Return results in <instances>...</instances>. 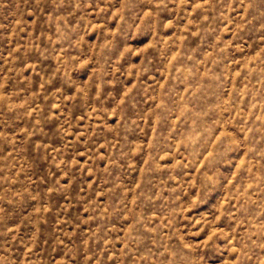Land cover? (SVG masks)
I'll use <instances>...</instances> for the list:
<instances>
[{
	"label": "rangeland",
	"instance_id": "1",
	"mask_svg": "<svg viewBox=\"0 0 264 264\" xmlns=\"http://www.w3.org/2000/svg\"><path fill=\"white\" fill-rule=\"evenodd\" d=\"M0 264H264V0H0Z\"/></svg>",
	"mask_w": 264,
	"mask_h": 264
}]
</instances>
